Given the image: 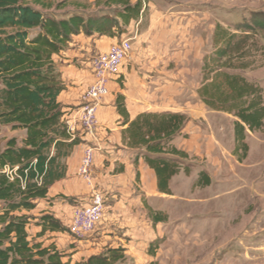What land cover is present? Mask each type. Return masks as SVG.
Wrapping results in <instances>:
<instances>
[{"label": "trees", "instance_id": "trees-1", "mask_svg": "<svg viewBox=\"0 0 264 264\" xmlns=\"http://www.w3.org/2000/svg\"><path fill=\"white\" fill-rule=\"evenodd\" d=\"M96 4L102 6L99 13L58 14L52 10L60 9L59 5L54 8L49 0H0V124L26 131L24 138L13 136L4 147L0 145V264H126L122 247L107 248L73 263L55 243L32 241L47 233L71 232L51 213L41 214L35 222L41 228L36 236L29 231L36 218L29 211L67 176L66 159L81 141L68 128L60 99L66 88L63 64L57 57L81 32L115 35L142 14L140 0H96ZM236 27L239 32L217 22L213 51L204 58L199 95L209 108L237 118L234 152L241 151L244 159L249 150L246 132L264 127V100L262 88L239 71L255 62L251 54L255 42L249 41L252 31L264 30V19H257L253 26ZM118 108L126 114L120 96ZM188 121L185 113L144 112L125 131L130 147L145 150L163 193H170L171 178L189 158L172 144ZM210 183V175L201 170L197 184ZM151 215L154 222L166 219L162 212L151 211ZM158 241L153 243L158 245Z\"/></svg>", "mask_w": 264, "mask_h": 264}, {"label": "crops", "instance_id": "crops-1", "mask_svg": "<svg viewBox=\"0 0 264 264\" xmlns=\"http://www.w3.org/2000/svg\"><path fill=\"white\" fill-rule=\"evenodd\" d=\"M90 1L91 4L65 11L99 13L102 6H97L95 0ZM140 1L142 14L131 20L122 32L116 31L115 35L81 32L73 37L69 49L57 57L65 62L61 72L66 88L60 99L69 118L81 105L82 93L94 80L91 58L107 52L123 39L132 41L129 57L119 74L110 79L109 93L98 107L96 130L89 132L78 127L76 135L81 141L66 159L67 176L57 181L48 196L29 211L36 217L33 221L43 213H51L70 227L74 208L91 203L95 190L102 193L105 213L94 233L79 239L70 231L52 232L35 239L44 245L55 243L64 253H73L69 256L73 262L103 249L122 247L127 258L133 260L132 264L140 261L146 264L152 261L149 245L163 234L167 220L179 217V207H173V203L179 205V173L170 180V193L159 191L156 172L147 163L145 150L128 145L125 131L141 113H185L189 122L172 144L185 151L190 161L200 157L201 163L206 162L202 170H211V161L218 162L234 148H217V140L212 146L204 140L219 135L226 125L225 117L217 116V111L209 108L199 95L204 58L214 48L217 12H225L226 0ZM119 96L125 102L126 114L119 111ZM21 131L20 139L26 135L24 129ZM231 136L234 140L233 128ZM88 145L95 147L92 184L79 175L83 151ZM206 156L209 158L204 161ZM151 211L162 212L166 219L154 222ZM40 230L38 225L29 228L34 236Z\"/></svg>", "mask_w": 264, "mask_h": 264}, {"label": "rangeland", "instance_id": "rangeland-1", "mask_svg": "<svg viewBox=\"0 0 264 264\" xmlns=\"http://www.w3.org/2000/svg\"><path fill=\"white\" fill-rule=\"evenodd\" d=\"M49 1L54 8L59 5L60 9L52 10L58 14L92 2ZM225 6V12H217V22L233 32H239L236 29L239 24L253 26L257 19H264V0H226ZM252 34L249 44L255 42L251 50L255 62L239 72L262 88L264 100V30H255ZM218 115L225 117L221 120L226 127L219 135L204 140L211 146L217 140V148H234L226 156L222 155L218 162L209 163L211 170L206 169L211 177L209 185L197 184L199 170L206 166V162L201 163L200 157L193 158L195 161H190L191 158L183 160L182 168L189 171L180 170L179 205L173 203V207H179V217L167 220L165 231L157 239L158 245L153 242L149 245L148 254L152 261L146 264H264V127L246 132L249 150L241 159L242 152H234L235 134L234 140L231 136L237 118L220 111H217ZM0 133L1 146L12 136L19 138L23 134L21 129L2 125ZM208 158L206 156L203 160ZM35 222L32 220L30 229ZM65 254L66 259L72 261L69 256L73 253ZM132 262V259H126V264Z\"/></svg>", "mask_w": 264, "mask_h": 264}, {"label": "built area", "instance_id": "built-area-1", "mask_svg": "<svg viewBox=\"0 0 264 264\" xmlns=\"http://www.w3.org/2000/svg\"><path fill=\"white\" fill-rule=\"evenodd\" d=\"M132 51L130 38L114 44L105 53L93 56L90 67L94 76L93 82L84 90L81 105L72 111L67 119L69 131L76 135L81 128L94 132L98 126L97 110L103 98L109 93V81L119 74L123 62ZM95 147L86 146L83 151L79 175L93 183L92 168L94 164ZM12 175V172H9ZM105 213V200L101 192L95 190L91 203L75 207L73 210L70 230L79 239L95 232Z\"/></svg>", "mask_w": 264, "mask_h": 264}]
</instances>
